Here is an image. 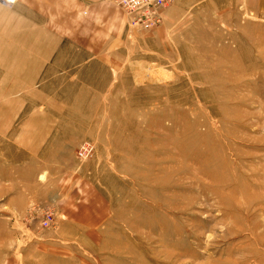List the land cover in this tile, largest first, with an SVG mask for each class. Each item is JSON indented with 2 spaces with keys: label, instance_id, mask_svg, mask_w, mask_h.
Masks as SVG:
<instances>
[{
  "label": "rangeland",
  "instance_id": "obj_1",
  "mask_svg": "<svg viewBox=\"0 0 264 264\" xmlns=\"http://www.w3.org/2000/svg\"><path fill=\"white\" fill-rule=\"evenodd\" d=\"M46 1L0 6V264H264V0Z\"/></svg>",
  "mask_w": 264,
  "mask_h": 264
},
{
  "label": "built area",
  "instance_id": "obj_2",
  "mask_svg": "<svg viewBox=\"0 0 264 264\" xmlns=\"http://www.w3.org/2000/svg\"><path fill=\"white\" fill-rule=\"evenodd\" d=\"M15 0H0L1 5H11ZM127 16L129 25L135 28L150 30L158 26L162 21V12L172 0H111ZM78 157L86 149V143L83 142L78 147ZM51 223V216L47 215L42 225L47 226Z\"/></svg>",
  "mask_w": 264,
  "mask_h": 264
},
{
  "label": "crops",
  "instance_id": "obj_3",
  "mask_svg": "<svg viewBox=\"0 0 264 264\" xmlns=\"http://www.w3.org/2000/svg\"><path fill=\"white\" fill-rule=\"evenodd\" d=\"M19 1L22 2L23 4H35V3H39L40 5H42V4L45 5L47 3L46 0H19Z\"/></svg>",
  "mask_w": 264,
  "mask_h": 264
},
{
  "label": "bare ground",
  "instance_id": "obj_4",
  "mask_svg": "<svg viewBox=\"0 0 264 264\" xmlns=\"http://www.w3.org/2000/svg\"><path fill=\"white\" fill-rule=\"evenodd\" d=\"M1 5V4H0Z\"/></svg>",
  "mask_w": 264,
  "mask_h": 264
}]
</instances>
